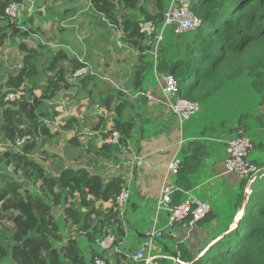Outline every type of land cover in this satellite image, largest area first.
I'll return each mask as SVG.
<instances>
[{
	"label": "trees",
	"instance_id": "1",
	"mask_svg": "<svg viewBox=\"0 0 264 264\" xmlns=\"http://www.w3.org/2000/svg\"><path fill=\"white\" fill-rule=\"evenodd\" d=\"M171 1L91 0V11L99 21L104 20V24L119 28L126 41L138 43V63L129 78L134 91L142 88L156 69L162 76H175L179 97L200 103V111L191 122V130L197 139L191 152L182 157V165L174 180L178 189L173 204L177 205L186 199V191L195 185L192 177L201 168L202 148L208 141L227 146L231 138L250 134L254 144L253 162L257 165L253 158L255 152L264 159V0H196L192 9L203 20L200 28L184 35H176L168 29L155 58L149 54L151 45H143L146 41L153 44L154 39L139 31V23L150 21L161 25ZM25 2L0 0V50H3L10 33L13 42L19 41L25 52L21 73L11 76L7 85L19 90L20 98L14 102L0 98V136L3 142L0 165L12 167L16 174L10 177L0 173V264H58L63 261L65 264H94L96 256L106 259L108 264H144L136 262L121 249L114 255L115 262L112 263L107 258L109 251L97 247V239L109 232L117 235V248L125 238L129 206L123 218L116 205V197L124 186L121 177L106 181L99 173L71 167L53 173L43 160L35 157L38 138L54 135L44 119L53 118L50 109L54 112L56 100L75 86L66 78L64 62L73 61V70L82 63L70 60L61 50L42 70L38 47L25 39L32 30V17L23 30L17 21L5 14L11 3L23 6ZM48 72L51 75L47 83L42 84L41 79ZM91 81L94 85L89 87ZM80 85L92 96L98 90L99 78L88 74L81 79ZM1 90L0 82V94ZM38 90L43 98L36 95ZM235 103L249 106L239 112L236 124H232V112L237 111ZM106 106L108 118L114 116V123L109 131L104 132L101 122L96 128H101L103 137L119 131L120 142L127 145L134 135L135 122L132 117L126 120L120 117L126 104L116 105L110 98ZM252 115L257 128L248 122ZM74 120V117L62 119L61 129H72ZM26 134L31 135V140L20 150H14L11 145L17 137ZM110 147L109 144L103 145V148ZM47 158L50 157L44 160ZM257 167H264V161ZM260 173L263 174L257 180L256 177L251 179L250 183L254 185L248 198L246 180L239 179L238 191L230 189L227 193L222 214H215L212 205V210L197 223L206 228L214 220L215 225L221 224L200 250H191L184 242H179L170 255L178 258L177 261L160 257L156 263L264 264V168ZM30 183L37 186L38 194L26 187ZM100 201L111 202V206L105 209L95 207ZM60 206L63 211L58 219L54 208ZM182 223L189 226V218ZM65 232L76 237L64 241ZM78 234L85 238L77 240ZM84 244L88 245L91 255L88 251L84 255ZM59 253L62 260L57 257Z\"/></svg>",
	"mask_w": 264,
	"mask_h": 264
},
{
	"label": "crops",
	"instance_id": "2",
	"mask_svg": "<svg viewBox=\"0 0 264 264\" xmlns=\"http://www.w3.org/2000/svg\"><path fill=\"white\" fill-rule=\"evenodd\" d=\"M91 8V0H26L22 6L21 13L23 14L28 11L27 13L30 14L28 16V22L29 18L32 17V31L38 29V31L42 33H49L50 22L52 23L55 21L56 24H59L60 21L65 20V18L69 21L73 20L71 22V27H68L69 25H59L55 28L59 36L57 38L59 49L55 51L52 56L62 50L68 55L70 60H76L82 63V66L90 65L93 73L98 75V73L94 72L96 70L94 65H97L98 60H100V58H96L98 57L97 51L101 50L99 48L95 49L91 43H89V39L92 40L96 38L97 35L96 26L91 30L92 22L95 24L96 20V16L92 13ZM35 9L37 13L34 12ZM83 13L85 15H83ZM53 17H56V20L51 21L50 18ZM80 18H83L81 22L79 21ZM103 22L104 20H100V24L106 25ZM64 24L65 21H63V25ZM79 24H81L82 29L84 25L87 28L84 37H82L77 30ZM18 25L20 26V22ZM91 31H93V33H91ZM64 36H66V39ZM104 39L102 40L104 41ZM11 41L13 44L12 38ZM86 43L88 44V48ZM106 43L107 40L105 39L104 49H106ZM136 45L138 46V43L133 42L129 44L127 48L133 49L136 48ZM17 48L18 52L21 53V62L15 63L22 64V57L25 52L19 45H17ZM81 48L86 51L81 50ZM112 48L113 47H111V54ZM77 50L79 54L76 53ZM39 52L41 54L40 49ZM71 53H73V56ZM138 54L139 52L137 51L135 54L136 61L134 63L129 62L128 57H125L120 58L119 61H115L112 65L108 66L109 69L106 68L105 71L98 76V92L95 91L92 96H89L85 90H82L81 85L77 86L75 84L78 83L77 81L70 80L73 69H69L67 65L71 63V61H65L64 68L67 71V80L75 84L73 88L81 89L79 93H82L83 96L80 100L75 97L76 95L72 97H66V95L60 96V98L56 100L57 105L54 112L50 109V115L53 116V118H47L49 120L51 132L54 134L48 137L47 140L50 141L56 136L64 141L66 135H71L72 133L69 142L73 147L69 152H67L64 146L61 147L60 151L57 147V151L50 155V158L45 159L46 162L43 159L45 164L52 167L50 171L59 173L64 167L75 169L86 168L92 173L101 174L106 181H109L112 177H121L124 180V184H127L129 181L132 182V198L131 202H129L130 205H128V219L126 218L127 221L125 223L126 234L121 243L122 247L120 246L117 250L107 254V258H110L112 263L115 262L114 255L119 253L120 249L124 250V253L128 256L134 258L138 247L142 243L144 230L153 223L156 202L165 182L169 163L176 155H179L182 160L186 152H191L193 142L197 139L196 134L194 135L193 130H191L193 117L182 126V123L168 104L170 100L164 95L162 89V75H160L156 69L154 70L153 76L144 83L142 88L136 91L133 90V82L129 80V78L132 76L134 66L138 63ZM102 57L106 59V55ZM1 69L2 72H0V74L4 71L3 67ZM98 70L101 71L100 68ZM48 74L51 75V72H48ZM44 79L45 78L41 79V81ZM81 79L79 81H81ZM46 83L47 80L42 84ZM114 83L117 85L115 84V86H113ZM93 85L94 82H91L89 87ZM73 88H71L70 91H72ZM148 95L155 96V101L149 102ZM110 98L112 99V103L116 105L122 103L126 104L120 117L123 118V120L132 117V120L135 122V132L132 139L128 140L127 145L121 143L119 146L111 145L110 149H107L103 148L104 143L102 139L104 137L101 128L105 129L104 132L109 131L114 123V116L111 115L108 118L106 106ZM49 105L50 104L47 106ZM68 115L69 117L75 118L73 121V128L68 130L61 129L60 122L62 119L67 118ZM99 122L102 123L100 129L96 128V124ZM57 125L59 127H56ZM73 136L76 138L71 142L70 140ZM226 148V145L214 140H210L205 144L202 148V153L204 152V155L201 168L192 177L195 185L191 190L185 193L186 196L194 195L200 198L204 197L202 198L203 200L210 201L213 205V211L217 215L222 214L226 207V201L224 200L228 191L230 189L232 191L233 189L235 190L240 181L235 174L229 173L225 169L224 160L226 158ZM253 157L258 166L264 161L263 157H260L256 152L255 154L253 153ZM71 162L72 164L70 165ZM260 168L263 169L264 167ZM171 178L173 181L175 176ZM100 206L104 209L109 208L111 202H96L95 207ZM58 208L60 209L58 211L60 212L61 218L63 209L61 206ZM151 214H153V216H151ZM124 215L125 213L121 214L122 217ZM215 224L216 220L210 225L213 227L216 226ZM211 226L206 228L197 224L195 227H190L181 222L173 229L166 228L164 236H166L167 239L165 242L162 241L163 243L161 245H155L153 253L158 257H171V253L179 242H184L189 249L196 250L194 249V245L200 244V247H202L209 239L207 237V232ZM80 236L81 234H78L77 238ZM191 236H193V238L197 237L199 241L194 242ZM73 237L76 236H71L70 233L65 232L64 241H66L67 238ZM83 247L85 249V256L87 255L86 251H88V255L92 254L87 244H84ZM126 248H128L129 251H126ZM57 257L62 260L60 253L57 254ZM58 264L65 263L63 261V263Z\"/></svg>",
	"mask_w": 264,
	"mask_h": 264
},
{
	"label": "built area",
	"instance_id": "3",
	"mask_svg": "<svg viewBox=\"0 0 264 264\" xmlns=\"http://www.w3.org/2000/svg\"><path fill=\"white\" fill-rule=\"evenodd\" d=\"M196 0H172L168 10L164 13L161 25H157L150 21H141L139 23V31L147 38L154 39L152 45L160 43L164 33L168 29H172L176 35H184L197 31L202 25L203 20L196 15L192 6ZM22 5L18 3H11L5 9V14L12 20L19 23L21 21ZM12 44L10 33L3 48L2 67L3 73L0 74V82L2 84L1 97L5 100L14 102L20 98L21 93L19 90L8 88V81L11 76L21 73L23 65L13 63L9 55V45ZM156 46V47H157ZM157 58V56H156ZM93 73L90 65H83L72 70L70 80L78 81L88 74ZM162 89L163 93L170 100V105L174 114L178 117L183 124L185 121L190 120L198 111H200V103L178 97V81L173 74H166L162 76ZM155 96L148 95V101L154 102ZM154 99V100H153ZM44 122L49 124L47 118ZM31 140V135L26 134L17 137L15 142L11 145L14 150H20L23 145ZM104 144L121 145L119 131H113L102 139ZM254 144L248 135H241L231 138L227 141L226 158L224 160L225 169L229 173L235 174L239 179L246 180L247 198L251 193L254 183H250L251 179L256 177L257 180L263 173L262 168H258L252 160V152ZM182 160L179 155H176L168 165V172L162 190L156 202V210L154 214L153 223L144 230L143 240L138 247L134 259L136 262L144 264H159L156 260L160 257L155 255L154 248L159 239L165 233L166 228L173 229L178 223L185 221L189 218V226L195 227L198 222L202 221L206 215L212 210V204L208 200H203L200 197L189 195L184 201L175 205L173 204V196L178 187L172 181V176L179 173ZM254 180V182H255ZM132 197V182L129 181L124 184L121 192L116 197V205L121 214L127 211L130 199ZM165 211V225L160 223L161 217ZM117 235L114 232H109L103 237L97 239V247L104 251L109 252L117 250L116 246ZM177 261L175 257H165ZM94 264H108L106 259L96 256Z\"/></svg>",
	"mask_w": 264,
	"mask_h": 264
},
{
	"label": "rangeland",
	"instance_id": "4",
	"mask_svg": "<svg viewBox=\"0 0 264 264\" xmlns=\"http://www.w3.org/2000/svg\"><path fill=\"white\" fill-rule=\"evenodd\" d=\"M27 12L28 11H26V12H24L22 14L21 20L22 19L23 20H22V22L20 21V26H21V28L23 30H25L27 28L26 24L28 22V16L30 15ZM34 12L37 13V10L35 9ZM83 15H85V14L83 13ZM95 18H96L95 24L92 22L91 30H92V28H95L94 26H96L97 27L96 28L97 35H96V38H94L92 40L89 39V43H91V45L95 49L99 48L101 51H97L98 57L96 55V57H97L96 59L100 58V60H98L97 65H94V67L96 68V70L94 72L98 73V75L95 74V73H93V74H95L96 77H98L99 75H101L105 71L106 68L109 69L108 66L112 65V63L115 62V61H119L120 58L128 57L129 62L134 63L136 61L135 54L138 51V46L136 45L135 46L136 48H133V49L127 48V47H129V44L133 43L134 41H126V39H125L126 37L124 36V33L122 31H120L119 28H115L111 24L102 25V24H100L99 18L98 17H95ZM82 19L83 18H80L79 21L81 22ZM50 20L54 21V20H56V17L50 18ZM63 21H65L64 25H63ZM72 21H69V20H67V18H65V20H61L59 24H56L55 21L52 22V23L50 22L49 23V29L50 30L48 31L49 33H42L40 31H38V29H37V30H33V31L30 30L29 34L25 36V39H27L28 41L34 42L36 44V46L40 49V51H41L40 63H42V70L43 71H44L45 67H47L50 59L52 58V54L59 49L58 44H57V41H58L57 38L59 36H58V31L55 28H57L59 25L60 26H68L69 25L68 27H71L72 26V23H71ZM86 29L87 28H86L85 25H84V28L82 29L81 24H79V27L77 28L78 32L82 35V37L85 36ZM91 33H93V31H91ZM46 34H48V35H46ZM123 36H124V38H123ZM164 36H165V34H164ZM164 36H163L162 40L160 41V43L158 44V46H157V43H156V45H152L151 43L149 44V42H147V41L144 42L143 45L145 47L151 45V50L149 51V54L152 57L154 56L156 58V56H158V53H159L158 50H159V48H161V45L164 42ZM64 37L66 39V36H64ZM104 38L107 40L106 49H104V41H105ZM102 39H104V41ZM46 41H48V42H46ZM18 43H19V41L13 42V44L9 45V52L8 53H9L13 63L21 62V57H20L21 53L18 52V48H17V45H19ZM86 45H87V48H88V44L87 43H86ZM111 47H113L112 48V54H111ZM81 50L86 51L83 48H81ZM76 53L79 54V51L77 50ZM71 55L73 56V53H71ZM105 55H106V59H104L105 57H102V56H105ZM2 57H3V53H2V50H0V72H2V69H1L2 68ZM105 60H106V64H105ZM73 64H74V62L71 61V63H69L67 65V67L69 69H73L72 68ZM99 68L101 69V71L98 70ZM47 75L49 76L50 74L47 73V74H45L43 76V78H45V79L43 81H41L42 83L47 80V77H48ZM245 80H246V78H245ZM77 82L78 83H75V84L77 86H79L80 81L78 80ZM91 82H94V81H91ZM115 84L116 83H114L113 86H115ZM146 89H147V87H146ZM244 89H245V87H244ZM79 90H81V89L73 88L72 91L69 90L70 92L69 91L68 92H64V96L66 95V97H72L73 95H76L75 97L78 100H80V98L83 96V94L82 93L80 94ZM83 93H85V92H83ZM36 95L43 98V96H42V94H41V92L39 90L36 91ZM44 102H46V101H44ZM248 106L249 105L247 103H241V104L235 103L234 104V107H235V109H237V111L235 110V111L232 112V114L234 116V117L231 118V123L232 124H236L239 112L245 111V109ZM253 116L254 115L251 116V118L248 120V122L250 124H252L254 128H257V126L255 125V118H252ZM68 117H69V115H68ZM68 117L64 118V119H68ZM185 122H187V121H185ZM184 123L182 124V126L184 125ZM56 127H59V126L57 125ZM182 130H183V127H182ZM254 130H256V129H254ZM254 134H256V133H254ZM249 136H251V135L249 134ZM70 137H72V133H71V135L67 134L66 138H64V141L59 139V137H56V136L50 141L47 140V138H48L47 136H42L41 138H38V140H37L38 141V148L36 149V152H35L36 159L41 161V160H43L46 157H50V155L54 154L57 151L56 150L57 147H58L59 151H60L62 146H64L66 148L67 152L71 151L73 147H72L71 143L69 142V138ZM2 146H3V142H2V139H1V136H0V149H2ZM48 151H51V152H48ZM49 160H52V159H49ZM45 162H46V160H45ZM71 164H72V162L70 163V165ZM45 165L49 169L52 168L48 164H45ZM0 173H5V174L9 175L10 177L16 176V174H14V170H13L12 167H5V166H1L0 165ZM18 178H20V176ZM174 180H175V178L173 179V181ZM26 187L28 189H31L34 194H38L39 193V190L37 189V186H34L31 183L28 186H26ZM239 187L237 186L235 190L238 191ZM245 193L247 194L246 190H245ZM188 196L189 195H187V197ZM202 198H204V197H202ZM245 203H246V201L244 202V205H245ZM58 210H60V209L58 207H55L54 208V214L56 215V217L58 219H60V212ZM225 212H227V210H225ZM164 214H166L165 211H163V215H162L161 220H160V223L163 224V225L165 224ZM151 216H153V214H151ZM227 218H229V216L226 217L225 220H227ZM234 219H233V221H234ZM225 220L223 222H225ZM162 221H163V223H162ZM219 225H221V224H218V225L213 226V227L211 226V228L208 229V232H207L208 233V236H207L208 238H211L213 236L216 227L219 226ZM191 237L193 238V236H191ZM191 237H190V239H191ZM166 239H167L166 236L164 238L162 237L161 239L158 240L156 245H158V244L161 245L163 242H165ZM193 239H194V242L195 241H199L197 239V237L193 238ZM200 246H201L200 244H196V245H194V249L200 250L202 248Z\"/></svg>",
	"mask_w": 264,
	"mask_h": 264
},
{
	"label": "water",
	"instance_id": "5",
	"mask_svg": "<svg viewBox=\"0 0 264 264\" xmlns=\"http://www.w3.org/2000/svg\"><path fill=\"white\" fill-rule=\"evenodd\" d=\"M142 236H143V235H142ZM81 238H85V236H84V235H81L80 237L77 238V240H80ZM126 251H129V249L126 248Z\"/></svg>",
	"mask_w": 264,
	"mask_h": 264
}]
</instances>
